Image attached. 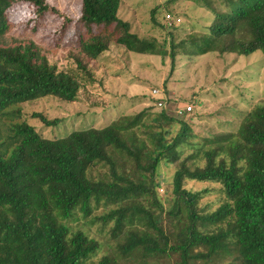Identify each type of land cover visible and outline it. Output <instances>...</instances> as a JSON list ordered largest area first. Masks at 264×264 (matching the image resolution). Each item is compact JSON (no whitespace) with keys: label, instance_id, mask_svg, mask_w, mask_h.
<instances>
[{"label":"trees","instance_id":"trees-1","mask_svg":"<svg viewBox=\"0 0 264 264\" xmlns=\"http://www.w3.org/2000/svg\"><path fill=\"white\" fill-rule=\"evenodd\" d=\"M223 1L224 11L205 8L214 17L202 53L264 50V0ZM22 2L48 9L46 0H0V37L11 28L7 11ZM119 6L120 0H81L80 55L92 62L114 40L128 52L165 57L156 40L130 32ZM169 55L174 64L173 41ZM75 64L86 72L83 60ZM78 91V80L50 66L34 42L0 45V109L48 96L74 102ZM168 102L152 115L148 108L62 139L16 123L6 153L0 132V264H83L101 244L67 222H86L102 206L108 212L91 220L110 226L117 245L96 264H264V104L244 114L236 134L193 144L185 116L172 109L186 105ZM186 145L195 152L182 160ZM162 166L174 168L164 180L170 198L163 200L157 192ZM94 167L104 170L98 178L90 174ZM189 183L219 184L214 211L200 206L210 189H188Z\"/></svg>","mask_w":264,"mask_h":264},{"label":"rangeland","instance_id":"rangeland-1","mask_svg":"<svg viewBox=\"0 0 264 264\" xmlns=\"http://www.w3.org/2000/svg\"><path fill=\"white\" fill-rule=\"evenodd\" d=\"M46 4L48 9L43 13L29 3L13 4L7 11L11 28L0 37V45L34 42L50 66L78 80V96L74 102L48 96L0 109L3 153L12 144V127L16 123H27L43 138L62 139L73 131L104 128L120 116H133L148 108L152 115L159 111L150 97L153 89L174 101L173 106H193L181 120L188 125V135H193L189 139L193 144L236 134L244 114L264 104L263 49L249 56L242 55L240 48L233 53H202L207 44L201 38L209 35L208 27L214 17V12L205 8L224 11L227 7L223 0H120L118 17L129 23L130 32L156 40L167 55L128 52L113 40L108 50L92 62H87L78 49L77 35L83 31L78 29L81 0H46ZM153 10L157 25L151 20ZM166 15L173 18V24H167ZM172 41L177 54L174 64L169 55ZM77 58L83 60L85 73L77 70ZM40 116L59 123L47 126ZM183 152L182 160L195 152L193 145H186ZM198 163L201 166L202 161ZM188 165L194 168L192 161ZM103 171L94 167L90 174L98 178ZM162 171L164 176L157 192L163 200L170 198L169 192L165 194L168 185L164 180L173 176L174 168L162 166ZM186 188L210 189V196L200 206L206 212L215 210L221 192L219 184L189 183ZM106 212L102 206L86 222H67L72 232L81 230L101 244L99 253L83 264H96L103 255L115 251L117 244L108 237L110 226L91 220ZM231 261L233 258L227 257L225 263Z\"/></svg>","mask_w":264,"mask_h":264},{"label":"built area","instance_id":"built-area-1","mask_svg":"<svg viewBox=\"0 0 264 264\" xmlns=\"http://www.w3.org/2000/svg\"><path fill=\"white\" fill-rule=\"evenodd\" d=\"M173 18L170 15H166V22L167 24L171 25L173 24ZM180 20L177 19L176 22H179ZM162 92L158 89H153L150 92V97L155 101L154 105L156 106L157 109L162 110V109H166L167 107H169V102L168 99L166 98V96H164ZM173 112L179 116H185L187 114H189L192 110H193V106L192 105H186V106H182V107H173Z\"/></svg>","mask_w":264,"mask_h":264}]
</instances>
